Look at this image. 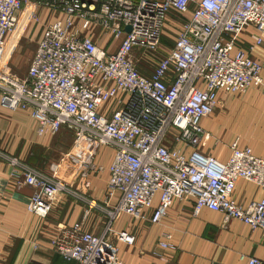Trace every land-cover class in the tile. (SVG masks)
Masks as SVG:
<instances>
[{"label":"built area","instance_id":"1","mask_svg":"<svg viewBox=\"0 0 264 264\" xmlns=\"http://www.w3.org/2000/svg\"><path fill=\"white\" fill-rule=\"evenodd\" d=\"M21 14L41 27L23 76L8 54ZM166 28L173 44L163 49ZM248 28L264 31V0H0V105L29 112L40 137L71 133L64 158L75 172L66 182L2 150L0 159L18 187L33 190L29 213L46 219L63 196L105 219L100 234L58 225L51 245L63 260L124 264L118 243L133 245L135 236L116 229L120 217L157 225L183 200L192 201L193 217L207 208L264 238V200L243 206L234 198L240 179L264 188V159L231 146L228 161H218L203 151L210 134L201 126L219 92L258 88L264 97V63L252 56L262 40L239 42ZM141 63L149 70L140 73ZM105 149L113 158L98 200L77 180L89 189L90 175L105 170ZM163 239V249L173 248L171 233Z\"/></svg>","mask_w":264,"mask_h":264},{"label":"crops","instance_id":"2","mask_svg":"<svg viewBox=\"0 0 264 264\" xmlns=\"http://www.w3.org/2000/svg\"><path fill=\"white\" fill-rule=\"evenodd\" d=\"M21 14L16 33L9 39L10 62L26 65L33 54L22 55L19 45L24 38L38 41L41 27L28 23ZM257 39L262 40L252 52L255 60L264 63V31L248 28L239 36L240 45L249 48ZM34 53V52H33ZM19 57L21 59H19ZM264 79V69L262 71ZM219 102L213 114L201 121L210 137L203 151L225 163L231 146L250 148L253 154L264 159V97L258 88L243 95L218 93ZM38 124L27 111H10L0 105V150L25 163L69 182L74 176V162L64 158L71 145L69 134L56 136L37 134ZM113 151H102L98 162L105 170L88 178L89 189H84L78 178L77 188L101 200L109 182V166ZM8 164L0 159V264H76L65 261L55 253L51 239L58 225L82 223L87 231L100 234L105 219L99 212L86 214L87 207L60 196L54 209L46 218L26 210L33 190L18 187L10 177ZM234 198L247 206L264 200V188L240 179L236 183ZM192 201H175L168 215L157 225L122 216L116 229H128L135 236L133 245L118 243L124 264H248L247 258L264 260V238L261 231L252 229L239 220L225 223L224 215L204 208L192 216ZM172 234L173 248L163 249V234Z\"/></svg>","mask_w":264,"mask_h":264},{"label":"rangeland","instance_id":"3","mask_svg":"<svg viewBox=\"0 0 264 264\" xmlns=\"http://www.w3.org/2000/svg\"><path fill=\"white\" fill-rule=\"evenodd\" d=\"M169 34H170V29L169 28H166L165 33H164L165 38H168L169 37ZM172 44H173V41H171L168 44L166 42H163V46H164L163 49L165 48V46L166 47L167 46L170 47ZM36 46H37V43L36 42L34 43L33 41L28 40L27 38H24L22 40V42L20 43L18 49H19V52L22 55H25V54L28 55L30 53L33 54V52H35ZM163 53H164L163 50L160 51V55L163 54ZM137 57H138V55H137ZM19 59H21V58L19 57ZM10 65H11V68L14 71V73H16L19 76H23L27 72V69H28V66H29V60H28V62H27L26 65H22V63L21 64H15V63L12 64L11 62H10ZM149 68H150L149 66H144L142 63L138 65V70L140 71V73L145 72V70H149ZM70 140H72V139H70ZM71 144H72V142H71ZM101 154H100V156H101Z\"/></svg>","mask_w":264,"mask_h":264},{"label":"trees","instance_id":"4","mask_svg":"<svg viewBox=\"0 0 264 264\" xmlns=\"http://www.w3.org/2000/svg\"><path fill=\"white\" fill-rule=\"evenodd\" d=\"M171 38H172V37H171ZM171 41H172V40H170V36H169L168 38H165V37H164V39H163V42H166L167 44L170 43ZM62 133L69 134L70 139H73L72 134L69 133L68 131H63ZM71 142H72V140H71ZM68 148H69V147H68Z\"/></svg>","mask_w":264,"mask_h":264},{"label":"water","instance_id":"5","mask_svg":"<svg viewBox=\"0 0 264 264\" xmlns=\"http://www.w3.org/2000/svg\"><path fill=\"white\" fill-rule=\"evenodd\" d=\"M126 30H127V31H130V27H127Z\"/></svg>","mask_w":264,"mask_h":264}]
</instances>
